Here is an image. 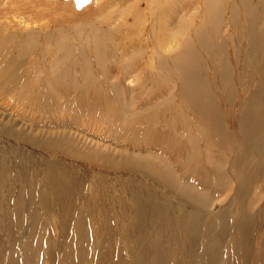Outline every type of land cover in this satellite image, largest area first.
Returning <instances> with one entry per match:
<instances>
[{
	"label": "rangeland",
	"instance_id": "obj_1",
	"mask_svg": "<svg viewBox=\"0 0 264 264\" xmlns=\"http://www.w3.org/2000/svg\"><path fill=\"white\" fill-rule=\"evenodd\" d=\"M94 1L0 0V33L57 27L85 35V27L90 24L114 27L125 17L131 24L136 8L140 13L148 10V0H100L101 6ZM124 37L119 39L121 42L116 41L117 44L134 36ZM170 45L167 53L178 54L181 42L174 40ZM111 60L118 59L113 56ZM148 65L156 67L167 79L162 80L157 73L158 79L146 84L140 74V77L120 82L118 67L101 75L98 65L91 64V70L99 78L98 91L89 97V108L83 113L69 110L68 115L54 123L32 126V133L48 146L42 154L1 148L5 166L0 172V264H206L203 241L210 226L216 234L220 229L225 231L213 264H264V173L250 187L246 198L245 211L254 216L248 221L254 240L250 243L253 248L249 246L253 251L246 260L235 246L238 218L243 211L235 196L237 183L231 164L237 149H229L226 142L195 149L198 134L194 126L191 129L177 127L179 134L175 144L155 143L156 133L171 128V115L182 109L186 111L188 107L179 92L181 84L176 77L159 70L157 61ZM209 73L217 75L215 68ZM252 86L256 87V81L253 80ZM245 90V95L249 96L251 88ZM215 94L224 125L230 129L235 101L227 99L223 87L215 90ZM237 95L240 98L241 94ZM180 144L183 146L179 147ZM166 146L173 147L168 154L162 150ZM49 147L60 154L48 156L45 152ZM42 155L44 159L39 158ZM21 156L22 162L18 161ZM250 158L253 164L263 162L256 152ZM153 165L166 166L169 174L166 179H176L174 186L166 185L164 180L163 183L172 198L185 202H175L180 207L181 217L176 210L168 226L176 230V240L182 239L185 228L193 229L196 237L193 259L198 262H186L187 259L182 258L178 247L181 243L169 250L164 243L165 249L159 250L153 259L147 253L149 240L144 233L135 237L129 229H123L122 222H129L125 215L124 221H118L123 209L131 213L130 206L135 203L133 187L126 182L142 180L160 188L159 177L151 169ZM137 167L151 170L148 171L150 176H134L131 180L133 174L137 175ZM60 177L65 180L59 182ZM61 188L65 190L64 195ZM183 190L207 194L205 198H210L204 204L188 203L180 198ZM154 197L150 195L151 202H155L151 210L160 207ZM191 210L201 212L196 222L192 221L195 216ZM159 226L163 227V223ZM168 241L172 243V239Z\"/></svg>",
	"mask_w": 264,
	"mask_h": 264
},
{
	"label": "bare ground",
	"instance_id": "obj_2",
	"mask_svg": "<svg viewBox=\"0 0 264 264\" xmlns=\"http://www.w3.org/2000/svg\"><path fill=\"white\" fill-rule=\"evenodd\" d=\"M94 3L98 6L103 4L100 0ZM136 5L140 7L139 2ZM146 5L147 13H140L136 8L131 24L127 17L114 27L90 24L85 27V35L57 27L0 33V172L5 166L1 148L42 154L48 146L32 133V126L54 123L68 115L69 110L83 113L89 108V97L98 91L99 78L91 70V64L98 65L101 75H107L114 66L118 67L120 82L141 74L147 84L158 79L157 73L162 80L167 79L156 67L148 65L157 61L159 70L173 74L181 84L179 92L188 108L174 112L171 128L167 132L156 133L153 141L175 144L179 134L177 127L191 129L194 126L198 134L195 136L198 142L193 146L195 149L208 144L225 145L223 142L229 149H237L231 164L237 183L235 196L243 211L238 218L235 246L248 260L253 251L250 250V246L253 248L250 245L253 235L248 221L254 216L245 211L246 198L250 187L264 173V0H148ZM124 31L128 33L124 34ZM128 34L135 38H127V42L118 45L116 41L125 39ZM174 40L181 42L180 50L178 54H168ZM113 56L118 60L112 61ZM214 68L217 75L209 73ZM246 71L252 73L247 75L249 72ZM253 80L256 81L255 88ZM220 87L224 88L229 101H235L234 121L230 129L224 125L222 109L216 102L215 90ZM250 88L252 91L246 96L245 89ZM237 93L241 94L240 98ZM120 98L123 101L121 95ZM93 105L98 106L97 103ZM111 110L114 112L115 109ZM237 142L238 146L235 145ZM49 148L45 152L48 156L60 154L53 147ZM172 149L170 146L162 147L166 154ZM255 152L261 156L262 163H252L250 157ZM39 158L44 159L43 155ZM18 161L22 162V156ZM142 169L137 167V175L133 174L131 180L134 176H150L148 171L151 170ZM151 169L159 177L160 188L147 185L142 180L126 182L133 187L135 207L130 206L131 213L124 209L123 214L119 212L118 221H124L122 217L125 215L129 222H122L123 229H129L135 237L144 233L149 240L147 253L153 259L159 250L165 249L164 243L167 250L181 243L178 247L182 258L187 259L186 262H198L193 259L196 242L193 229L185 228L182 239L176 240V230L168 226L169 218L180 208L175 202H185L172 198L163 183L164 180L166 185L174 186L176 179H166L169 175L166 166L153 165ZM58 179L59 182L65 180ZM61 191L64 195L65 190L61 188ZM191 191L183 190L180 198L193 204H204L210 198H205L206 193L193 194ZM150 195L155 196L154 200L160 207L151 210L150 206L155 202H151ZM192 212L195 216L192 221H195L201 212ZM162 223L163 227L159 226ZM205 233L203 260L206 264H213L225 231L220 229L216 234L210 226L209 232L206 230ZM171 239L172 243L168 241Z\"/></svg>",
	"mask_w": 264,
	"mask_h": 264
}]
</instances>
